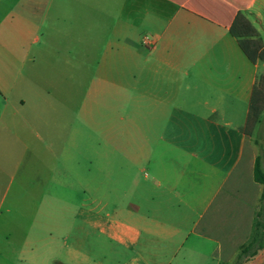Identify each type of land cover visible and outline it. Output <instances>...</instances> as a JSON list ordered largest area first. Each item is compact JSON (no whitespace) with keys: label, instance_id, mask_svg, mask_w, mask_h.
<instances>
[{"label":"crops","instance_id":"0c3cea01","mask_svg":"<svg viewBox=\"0 0 264 264\" xmlns=\"http://www.w3.org/2000/svg\"><path fill=\"white\" fill-rule=\"evenodd\" d=\"M132 2L147 11L144 22L165 28L145 39L148 50L135 45L131 70L101 69L100 129L109 142L72 167L73 176L82 170L72 184L83 192L66 201L83 225L62 232L67 264L230 263L251 239L263 189L257 142L243 128L264 76V62L252 63L230 29L243 13L264 42V0ZM91 7V0H0V68L57 75L36 100H0V152L10 139L25 149L34 139L53 161L61 133L75 141L77 12L85 41ZM104 52L113 49L105 44ZM8 88L0 79V92ZM41 170L37 195L46 184L48 200L61 202L53 190L59 178L51 173L45 182ZM107 185L113 201L93 196V187ZM248 264H264V250Z\"/></svg>","mask_w":264,"mask_h":264},{"label":"rangeland","instance_id":"374dc122","mask_svg":"<svg viewBox=\"0 0 264 264\" xmlns=\"http://www.w3.org/2000/svg\"><path fill=\"white\" fill-rule=\"evenodd\" d=\"M91 1L92 7L85 11L91 16L90 24L87 23L85 27V41L83 12H77L74 56L77 130L75 141L67 143L68 139L61 133L57 155L53 161L46 153L39 151L40 148L34 139H31L32 144L28 149L10 139L3 147V152H0V264H67L66 239L62 232L67 227L83 225L82 218L77 215L78 208L69 207L66 201L72 191L83 192V187L72 184L77 181L82 170H77L78 176H73L72 167L88 161L87 152L96 157L95 153L103 147H108L105 145L109 142L100 129L104 128L105 122L100 116V86L105 84L101 69L106 66L114 72L117 68L131 70L138 63L136 54L132 52L135 45L148 50L149 45L145 43V39H152V32L159 33L165 28V23L144 22L147 11L137 9L132 0ZM100 3L106 6H99ZM26 44L31 48V43ZM105 44L109 50L113 49L107 58L104 57ZM2 66L0 63V67ZM107 76L112 79L115 75ZM56 78L57 75L54 74H20L16 68H0L1 81L9 83L12 87L2 91L3 93L0 92V100L8 98L14 103L24 99L36 100L42 92L43 83L52 85L57 81ZM58 81L61 82V77ZM87 97L92 101L91 113ZM50 100L53 101L52 96ZM19 113L24 114L22 111ZM15 118L20 124L22 117ZM112 123L114 124L113 121ZM109 128H114V125ZM250 130L257 142L261 163L264 164V110L259 122ZM38 165L42 167L45 182L49 180L51 173L59 178L60 185L53 190L61 196V202L48 200L46 184L38 187L41 191L37 195L35 181ZM93 188V196L104 195L107 202L114 200V186ZM103 190L106 191L103 193ZM41 198L47 201L42 202Z\"/></svg>","mask_w":264,"mask_h":264},{"label":"trees","instance_id":"16d2710c","mask_svg":"<svg viewBox=\"0 0 264 264\" xmlns=\"http://www.w3.org/2000/svg\"><path fill=\"white\" fill-rule=\"evenodd\" d=\"M230 32L238 40L239 46L252 63L264 62V42L260 32L243 14L238 13ZM264 110V76H261L253 88L249 112L243 131L252 135L251 127L259 122ZM255 179L263 189L257 204L251 239L243 245L235 259L226 264H248L264 250V168L260 156L255 167Z\"/></svg>","mask_w":264,"mask_h":264}]
</instances>
